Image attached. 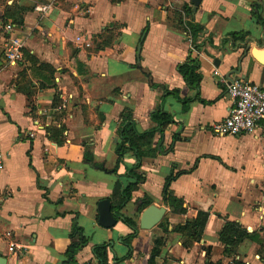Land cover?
I'll use <instances>...</instances> for the list:
<instances>
[{
  "label": "crops",
  "instance_id": "crops-1",
  "mask_svg": "<svg viewBox=\"0 0 264 264\" xmlns=\"http://www.w3.org/2000/svg\"><path fill=\"white\" fill-rule=\"evenodd\" d=\"M38 2L51 6L39 13L33 10ZM184 4L193 7L184 19L193 18L204 26L203 37L213 38L200 50L178 24ZM255 5L264 11V0H200L196 9L193 0H0V256L7 264H65L74 222L88 239L75 256L79 264H100L93 247L103 243L110 245L109 264H148L156 237L163 240L156 264H261L264 125L237 137L212 131L233 105L230 80L264 88V64L251 53L264 48ZM7 22L25 42L19 64L4 57ZM234 31L249 33L247 41L224 43ZM79 34L91 37L90 48L78 47ZM190 54L200 60L202 80L199 98L183 111L162 86L195 97L177 70ZM63 98L69 99L66 109L60 107ZM160 105L176 122L145 146L156 154L142 158L136 172L145 180L121 209L138 226L129 253L124 238L132 229L112 210L132 181L127 169L136 164L130 151L114 171L120 116L129 109L139 130H149L156 126L150 114ZM171 145L172 151L161 152ZM171 175L176 177L167 184ZM166 190L182 201L184 212L165 201ZM150 205L166 209L168 230L140 227ZM200 213L207 221L199 241L172 230ZM220 216L257 234L238 246L236 260L224 255Z\"/></svg>",
  "mask_w": 264,
  "mask_h": 264
},
{
  "label": "trees",
  "instance_id": "trees-1",
  "mask_svg": "<svg viewBox=\"0 0 264 264\" xmlns=\"http://www.w3.org/2000/svg\"><path fill=\"white\" fill-rule=\"evenodd\" d=\"M258 5L254 6V15L256 18L262 23L264 26V11H261ZM183 13L184 16H178V24L192 37V45L195 49L200 50L204 43L209 42L213 43V38L209 35L205 36V28L202 24L196 22L193 18L184 19L187 15L188 17L193 14V7L188 4L183 5ZM249 33L246 32H231L228 35V38L224 39L223 42L231 41L233 45H237L238 43H243L247 41V37ZM203 37V39H202ZM111 39L104 40L102 45L100 44V48L111 43ZM25 55V54H24ZM178 72L184 79L186 85L196 90L195 97H185L182 98L180 96L179 89L170 90L166 86H162L164 89V96L174 95L179 101L183 104V111L188 110L189 104L194 98H199L200 96V83L202 80V73L200 71V60L198 57H194L193 55H189L187 60L183 63H180L177 66ZM152 86H160L155 83H151ZM150 117L156 123V126L152 129L140 131L137 126V121L133 118L132 112L129 109L124 110L120 116V124L118 128V135L120 141L116 144V153L118 155L117 166L114 169L116 172L120 164L123 162L124 155L127 152H133L136 157V164L134 166L129 167L127 169L128 175L132 178V181L129 182L126 187L121 191L122 202L119 205L112 206L113 212L121 218V220L128 225L132 229V233L124 238V243L129 248V253L132 251L131 241L138 233V226L136 221L128 216H125L121 213V209L125 206V204L132 198L133 192L137 189L138 185L145 180V177L136 172V170L141 166L142 158L146 155L154 156L156 154L155 148L145 149V146L150 147L152 144V140L154 135L158 133L161 138L164 134L166 126L171 123H175L176 120L172 113L168 112L160 105L154 111L151 112ZM178 137L174 138V141L177 140ZM173 150V145L169 146L166 149L162 148L161 152H170ZM88 158L91 162H93L92 154H87ZM94 165L101 167L97 163H93ZM175 175H171L167 179V184L175 179ZM168 187V185H166ZM167 189V188H166ZM165 201L170 204L176 211L184 212V208L182 207V201L175 198L172 194H170L167 190L165 192ZM145 204H149V201L144 202ZM225 219V222L222 228L219 231V239L224 245V255L227 257L235 258L237 255L238 246L245 240H257L256 232H249L245 227L240 224L238 221H231L220 216ZM207 221V215L204 213L198 214L196 217L188 219L185 224L178 225L173 231L179 232L184 236L188 237L189 241H199L202 237V233ZM159 225L161 227H165V230H168L169 222L167 218H164ZM70 237L72 238L71 243L67 247L65 251V264H79L75 256L84 246L87 245L88 239L82 234V227H80L77 222H74L72 225V229L70 232ZM163 245V240L160 237H156L154 240V246L152 252L150 253L148 264H156V258L161 251V247ZM110 248L109 243L97 244L93 247V253L95 257L98 259L100 264H109L108 261V250ZM262 264H264V256L261 257ZM83 264H91V262H86ZM206 264H221V262H211L208 261ZM235 264H244L240 261Z\"/></svg>",
  "mask_w": 264,
  "mask_h": 264
},
{
  "label": "built area",
  "instance_id": "built-area-1",
  "mask_svg": "<svg viewBox=\"0 0 264 264\" xmlns=\"http://www.w3.org/2000/svg\"><path fill=\"white\" fill-rule=\"evenodd\" d=\"M49 2L35 3L33 10L46 13L50 8ZM5 30L8 34L3 44L4 57L8 64H19L24 61V40L15 35L16 25L7 22ZM74 41L81 48H90L92 39L84 34H79ZM228 94L233 101L228 116L222 121L212 125V131L219 136H241L253 134L260 124L264 125V88L257 83L240 78L230 80L228 83ZM61 108L66 109L69 104L68 98L62 99ZM33 136V134H31ZM4 165V154L0 149V171ZM2 198H0V206ZM18 245L12 241L10 250ZM23 248V247H22ZM19 249H21L19 247ZM24 252V251H23Z\"/></svg>",
  "mask_w": 264,
  "mask_h": 264
},
{
  "label": "water",
  "instance_id": "water-1",
  "mask_svg": "<svg viewBox=\"0 0 264 264\" xmlns=\"http://www.w3.org/2000/svg\"><path fill=\"white\" fill-rule=\"evenodd\" d=\"M195 3V9L197 8L200 0H193ZM141 46V45H140ZM139 46V49H140ZM252 56L259 63L264 64V48L253 47ZM108 201L103 202L101 205L107 204ZM166 209L164 207H158L156 205L148 206L141 215L140 218V227L142 229H151L158 225L164 218ZM0 264H7V259L3 256H0Z\"/></svg>",
  "mask_w": 264,
  "mask_h": 264
},
{
  "label": "rangeland",
  "instance_id": "rangeland-1",
  "mask_svg": "<svg viewBox=\"0 0 264 264\" xmlns=\"http://www.w3.org/2000/svg\"><path fill=\"white\" fill-rule=\"evenodd\" d=\"M122 222H123V221H122ZM123 223H124V222H123ZM261 260H262V259H261ZM259 263H260V261H259V262L257 261V263H256V264H259ZM261 264H262V261H261Z\"/></svg>",
  "mask_w": 264,
  "mask_h": 264
}]
</instances>
